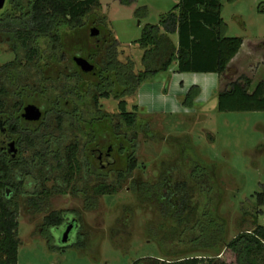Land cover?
<instances>
[{"label": "rangeland", "instance_id": "obj_1", "mask_svg": "<svg viewBox=\"0 0 264 264\" xmlns=\"http://www.w3.org/2000/svg\"><path fill=\"white\" fill-rule=\"evenodd\" d=\"M173 2L135 0L124 5L119 0H98V7L92 8L80 23L93 44L88 34L92 28L99 30L93 23L97 19L99 27L109 31L110 38L118 43L121 51L118 59H130L137 71L141 51L133 42L138 39L141 27L156 24L158 16ZM219 4L224 36L239 38L241 51L225 76L201 80L203 91L190 108L180 106L177 92L183 89L182 81L188 83L201 76L184 74V78L176 80L173 64L167 72L146 80L134 95L124 98L127 111L136 106L131 129L124 128L119 121L113 99L97 100V108L91 107L89 97L76 101L74 107L83 115L89 109L90 113L99 110L109 117L113 130L129 138L134 136V167L119 182H113L111 175L102 180L114 185L115 193L91 201L74 195L77 191L81 195V182L73 190L71 186L57 187L53 180L58 173L50 171L44 187L52 195L39 204V209L30 212V206L22 202L16 206V264H131L146 257L168 262L213 258L235 235L250 231L253 219L256 225L264 227V206L257 207L255 202L264 186V112H218L214 99V93L240 76L249 79V92L256 83L264 82V13L257 11L264 0H219ZM138 7H145L143 16L135 12ZM65 30L59 29V33ZM33 46L42 64L49 53V42L37 38ZM12 59L7 45L0 44V66ZM66 60L64 53L59 63L62 68L70 67ZM22 67V73L28 77L23 75L22 84L36 87L43 84L40 87L51 90L46 94L57 97L54 95L60 93L62 80L43 83L31 64L24 63ZM49 97L43 95L38 103L50 105ZM70 125L59 123L51 115L44 118L38 130L53 135L61 133L67 144L74 138L70 133L75 132ZM24 155L28 157L30 153ZM188 160L201 163L208 180L205 184L188 178L192 166ZM166 177L171 184L186 185L184 208L175 214L167 199L157 196L161 180ZM98 182L90 178L88 184ZM52 212L70 214L79 223L77 235L64 248L59 244L60 231H49L43 224V218ZM208 217L213 218V229L218 232L215 246H211L208 235L205 239L199 236ZM219 259L234 264L228 251L222 252Z\"/></svg>", "mask_w": 264, "mask_h": 264}, {"label": "trees", "instance_id": "obj_2", "mask_svg": "<svg viewBox=\"0 0 264 264\" xmlns=\"http://www.w3.org/2000/svg\"><path fill=\"white\" fill-rule=\"evenodd\" d=\"M119 1L128 5L135 0ZM94 7H98V0H4L0 10V44L7 45L13 59L0 66V137L5 132V128L11 134L24 136L32 135V132L37 131L23 129L14 117L5 123V101L10 94L15 96L13 111L24 102L33 100L34 94L39 98L48 95L50 96L48 100L53 99L52 95L46 94L48 90L45 86L34 87L22 84L21 80H12V77H23L24 73L18 69L23 68L24 63L31 64L43 83L63 81L58 94L60 101H67L75 106V102L80 98L89 97L91 107L97 108V100L113 99L116 101L119 121L124 128L131 129L135 123L136 106H131L127 111L124 98L134 95L138 87L146 80L159 73L167 72L172 64L175 74L225 76L229 62L241 45L239 38L224 36L225 25L220 18L219 0H178L168 11L158 16L156 24H145L141 27L138 39L133 42V45L141 51L140 69L135 71L130 59L124 61L118 59L121 53L118 43L110 38L109 31L99 27L100 23L95 22L97 19L93 23L97 24L99 35L90 37L93 40V44H90V39L85 35V27L80 20ZM257 11L264 13V5H260ZM135 12L143 16L145 7H138ZM62 28L66 30L59 33V29ZM37 38H44L49 42V53L42 64L39 61L40 55L33 46ZM64 53L91 63L94 72L82 74L76 65L71 64L68 68L66 66L62 68L59 63ZM65 69L70 70L65 72ZM7 77H11L9 82H6ZM24 77L28 78L25 75ZM249 86L250 81L244 76L228 82L221 91L214 93L215 109L218 112H264V82L256 83L250 92ZM198 95L199 88L190 86L181 96L180 106L190 108ZM56 107L62 109L61 104H57ZM96 114L100 112H93L91 115ZM60 117L59 123L62 122ZM70 126L78 132L88 128L97 133L116 131L113 130L109 119L106 122L98 120L86 123L75 119ZM0 148H2L1 143ZM75 149L76 146L69 145L62 154L64 173L67 175L63 178L65 183L71 181L72 173L77 169ZM123 157L117 182L121 181L124 174L130 173L134 167L132 155L124 153ZM188 162L192 164L188 178L195 182L201 180L205 184L208 180L201 163L194 160H188ZM42 163V165L45 164V162ZM10 166L12 164L6 162V157L0 149V264H16L17 261L16 206L18 202L14 197L10 198L6 195V191L9 188L17 191L20 184H17L10 176ZM161 181L159 185L161 192L157 196L160 198L164 196L167 199L171 212L174 214L177 213L176 210L180 212L186 200L185 183L171 184L169 177ZM115 191L114 185L104 182L97 183L90 189L91 198L111 196ZM255 202L257 207L264 206V186L262 193L256 195ZM29 204L36 206L32 201ZM212 220L213 218L202 225L204 229L199 236L205 239L208 235V238L211 237L209 238L211 246H215L218 241V232L216 233V229H213ZM252 223L254 227L250 231L235 235L223 245L216 257L206 259L191 257L171 262L146 257L137 259L131 264H225L219 259L224 251H228L233 256L234 264H264V227L256 225L255 219ZM43 224L49 228V231H60L59 213L47 214L43 218Z\"/></svg>", "mask_w": 264, "mask_h": 264}, {"label": "flooded vegetation", "instance_id": "obj_3", "mask_svg": "<svg viewBox=\"0 0 264 264\" xmlns=\"http://www.w3.org/2000/svg\"><path fill=\"white\" fill-rule=\"evenodd\" d=\"M97 35H99V32ZM74 58L76 57L67 54L66 61L71 65H76ZM77 69L80 70L78 66ZM18 71H22V69L20 68ZM22 78L24 77H12V80L20 81ZM9 80H11V77H7L6 82H9ZM30 87L31 86H29V89H31ZM34 87L36 86L34 85ZM47 90L49 91L50 88ZM54 96L57 97H53L52 95L53 99L49 100L51 102L50 105H48L49 103L43 105L42 102L40 104L38 103V101L41 100H38L39 97L34 94L33 100L24 102L15 111H13L14 109L12 108L13 103H9L11 101L15 102V96L10 94L6 97L5 101V123L8 119L14 117L18 120L23 129L37 130L32 132V135L24 136L23 134H11L8 132L7 128H5V132L0 137V143L2 145L0 149L6 157V162L12 164V166H10V176L15 179L17 184H20L17 191L12 188L7 189L6 195H9L10 198L14 197L16 202L29 205L31 208L30 212L37 211L39 209V204H42L43 201H46L52 195V192L44 187L45 183L48 182L46 175L50 171H56L58 173L56 180H53L57 187L71 186L73 190L74 185L81 182V195L78 194L80 193L78 191L74 195L88 201L91 199L90 189L94 186H89L88 181L90 178H93L96 182H101L111 175L110 177L114 178L113 182L116 183V181H118L117 174L120 172L124 153L134 156V139H132V137L126 138V134L120 132L97 133L92 132L88 128L82 132L75 131L70 133V137L74 138L67 144L65 143L66 138L63 137L61 133H59L60 135H53L52 133L46 134L40 132L38 129L41 127L44 118L51 115H54V118L57 120L59 116H61L62 122L67 121L70 123L75 119L84 123L98 120L106 122V120L109 119L105 113L91 115L90 109L85 111V115H83L72 104L67 101L58 100V95ZM34 99H36V101H34ZM57 104H61L62 109L57 108ZM28 105L34 107L38 111L39 116L36 120H27L22 117L23 108ZM66 107L69 109H66ZM97 112H99V110ZM69 145L76 146L74 155L77 161V169L72 173L71 181L65 183L63 178L65 176L67 177V175L64 173L62 154ZM27 151L30 153L28 157L24 155ZM42 162H45V166L42 165ZM55 194L57 195L58 193L55 192ZM31 201L36 204V206L30 205L29 202ZM59 216L61 217L60 235L67 227H70L66 244H60L61 247L64 248L71 242V239L77 235L79 223L77 219L70 214L62 213L59 214Z\"/></svg>", "mask_w": 264, "mask_h": 264}, {"label": "water", "instance_id": "obj_4", "mask_svg": "<svg viewBox=\"0 0 264 264\" xmlns=\"http://www.w3.org/2000/svg\"><path fill=\"white\" fill-rule=\"evenodd\" d=\"M4 5V0H0V10L2 9ZM98 34V31L94 28L90 29L89 30V34L88 36L89 37H95L97 36ZM74 61H75V64L79 67L80 71L83 73V74H92L94 72V67L89 64L88 62H86L85 60H83L82 58H74ZM39 116V113L38 111L28 105V106H25L23 108V114H22V117L27 119V120H36ZM70 230V227H67L60 235V238H59V244L61 245H65L66 242H67V235H68V232Z\"/></svg>", "mask_w": 264, "mask_h": 264}, {"label": "crops", "instance_id": "obj_5", "mask_svg": "<svg viewBox=\"0 0 264 264\" xmlns=\"http://www.w3.org/2000/svg\"><path fill=\"white\" fill-rule=\"evenodd\" d=\"M177 1L176 0H174V2H173V4L171 5V6H169V9L176 3ZM168 9V10H169ZM167 10V11H168ZM164 13V12H163ZM240 49L237 51V53H236V55L232 58V60L229 62V64H228V66H227V68H229V66H231L230 64H233V62L236 60V58H237V56H238V54L240 53ZM172 73H173V70H172ZM183 75L184 74H177V75H175V76H177V77H173L174 79H176V80H181V78H184L183 77ZM192 75H200L201 77H195V79H192L191 81H189L188 83H185V81H182V82H184V84H183V89L180 91V92H177V95H178V97H181L185 92H186V90H187V87L190 85V86H196V87H198L199 88V94H201L202 93V91H203V84H202V82H201V80H203V79H207V80H212V76H214L215 78H217V76L216 75H214V74H192ZM183 80V79H182ZM185 80V79H184ZM216 80L217 79H215V80H213L212 82V84H215L216 83ZM141 86V85H140ZM189 86V87H190ZM173 92H176V90L175 89H173ZM181 95V96H180ZM199 96V95H198ZM198 96H197V98H198ZM197 98L195 99V100H197ZM142 108V107H141Z\"/></svg>", "mask_w": 264, "mask_h": 264}, {"label": "built area", "instance_id": "obj_6", "mask_svg": "<svg viewBox=\"0 0 264 264\" xmlns=\"http://www.w3.org/2000/svg\"><path fill=\"white\" fill-rule=\"evenodd\" d=\"M176 1H178V0H176Z\"/></svg>", "mask_w": 264, "mask_h": 264}]
</instances>
